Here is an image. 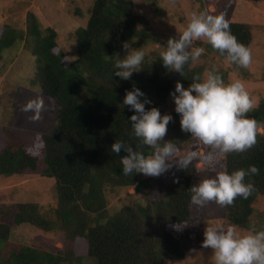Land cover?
Wrapping results in <instances>:
<instances>
[{
  "label": "trees",
  "instance_id": "obj_1",
  "mask_svg": "<svg viewBox=\"0 0 264 264\" xmlns=\"http://www.w3.org/2000/svg\"><path fill=\"white\" fill-rule=\"evenodd\" d=\"M146 2L154 5L157 0ZM134 11L130 0H95L86 26L76 32L77 58L69 66L62 57L56 30L42 28L34 13L27 14L21 36L26 41L25 50L38 65L31 84L39 86L42 94L56 103V128L49 134H35L31 144L5 129L0 132V177L21 176L42 166L43 176L55 180L57 206L43 212L36 203L0 205V245L10 240L7 221L12 215L17 225L61 233L63 243L59 250L23 246L0 264H85L86 260L94 264H165L183 260L186 253L182 243L191 238L190 188L205 170L214 172L213 166L229 174L247 170L250 165L259 168V175L245 178V183H253L256 191L248 199L238 197L233 205L226 206L223 224V229L229 225L242 231L250 229L254 206L264 197V134H258L256 145L241 153L219 154L200 143L208 155L195 151L197 158L187 169L177 165L166 173L164 191L158 198L149 196L160 177H145L135 171L123 174L121 157L126 153L111 151L116 140L145 156L154 151L133 134L130 117L136 113L123 106L126 91L139 88L147 98L156 100L154 105H146V110L159 109L175 91L177 82L190 86L194 76L204 74L190 61L182 76L166 69L157 58L144 59L139 72L128 80L115 76V56L123 53L125 42L154 41L139 28ZM228 22L238 42L250 47L254 39L251 25ZM11 33L9 26L0 27V60L14 43ZM193 47L205 49L201 57L225 59L208 43L195 41ZM220 75L225 81L228 73ZM247 117L264 125V100ZM174 144L178 152L183 151L179 142ZM128 188L149 197L148 201L123 205L110 213L106 190Z\"/></svg>",
  "mask_w": 264,
  "mask_h": 264
},
{
  "label": "rangeland",
  "instance_id": "obj_2",
  "mask_svg": "<svg viewBox=\"0 0 264 264\" xmlns=\"http://www.w3.org/2000/svg\"><path fill=\"white\" fill-rule=\"evenodd\" d=\"M95 0H0V27L9 26L14 37L13 45L4 51L0 60V132L4 129L10 134H17L27 144H31L35 134H49L56 128L57 105L45 97L39 86H33L31 80L37 71L36 58L25 50L26 41L22 40L27 14L34 13L41 27L53 28L58 33L61 54L67 66L74 64L76 55V32L85 27L89 19V10ZM134 6V14L138 18L139 28L146 30L154 39L153 42L142 43L135 40L131 47L145 53L144 59L153 61L161 58L170 38H177L186 27L193 12H207L210 15L223 13L230 22L251 25L253 43L249 47L253 62L250 68H242L227 62L226 59H214L212 56L200 57L193 63L204 72L212 70L228 73L225 83L241 80L250 96L254 98L256 107L264 100V2L252 4L244 0H157L152 5L146 0H130ZM207 44L204 40H198ZM195 42V41H194ZM193 42V43H194ZM126 50L119 55L123 59ZM187 89L189 86H183ZM43 101L39 120H33L34 111L24 112L22 109L31 100ZM148 106L156 103L155 99ZM144 98H141L143 102ZM255 107V108H256ZM161 115L169 114L173 121L168 125L165 141L179 142L183 151L176 152L168 161L172 167L160 175L154 185L150 198H158L164 191L165 175L177 165V161L189 153L199 151L203 155L208 152L200 142L191 137L190 133L181 130L180 116L175 112V104L171 96L166 103L159 105ZM215 172L205 170L198 176L200 180L210 178ZM145 177H149L146 176ZM158 179V178H157ZM55 180L43 176V167L32 172L26 171L21 176L0 177V205L9 206L15 203H36L43 212H50L57 206L54 194ZM106 196L110 213H114L123 205L147 202L149 197L135 194L132 188L107 189ZM226 206L221 207L215 202L200 207L193 205L189 232L191 238L182 243L186 257L179 261H165V264H214L211 249L202 247L204 232L207 226L223 229ZM250 229L238 230L241 235L255 229L264 230V197H260L254 206ZM7 224L11 227L8 242L0 245V260H5L12 252L23 246L36 247L44 250L62 248L61 233L45 232L29 224L17 225L13 215ZM194 250V251H193ZM85 264H94L86 260Z\"/></svg>",
  "mask_w": 264,
  "mask_h": 264
},
{
  "label": "clouds",
  "instance_id": "obj_3",
  "mask_svg": "<svg viewBox=\"0 0 264 264\" xmlns=\"http://www.w3.org/2000/svg\"><path fill=\"white\" fill-rule=\"evenodd\" d=\"M198 40L210 44L225 56L227 62L245 69L252 65L251 49L238 42L223 13L210 15L207 12H193L178 39L170 38L164 47L161 53L163 66L183 76L184 66L190 61L197 62L205 51L203 47H193V42ZM123 48L127 55L120 59L116 54L114 67L118 71L114 75L128 80L134 72H139L145 53L142 48L134 49L127 42ZM170 96L175 104V112L180 116L181 130L190 133L192 138L209 146L215 153L247 151L256 145L258 134H264V125L247 117L256 103L245 83L239 79L225 83L215 67L206 70L203 77L194 76L187 89L177 82ZM141 97H144L143 102ZM151 103L139 88L126 91L123 106L136 113L130 117L133 134L142 145L154 151L145 156L143 152L116 140L111 145V151L118 155L122 151L126 153L121 157L124 175L135 171L137 174L159 177L172 167L168 161L178 149L173 142L164 138L173 117L161 115L156 107L146 110L145 106ZM42 108L43 101L37 99L29 101L22 111H34L32 119L39 120ZM196 158L197 153L191 152L177 161L178 167L187 169ZM208 159L211 161L213 156L210 155ZM213 171L214 176L200 180L190 188L193 205L203 207L215 202L221 207L231 206L238 197L248 199L256 191L253 183H245L247 176L259 175L260 170L255 165L231 174L216 171L214 166ZM202 247L211 249L214 264H264V230L253 229L241 235L235 225H229L226 229L207 226Z\"/></svg>",
  "mask_w": 264,
  "mask_h": 264
}]
</instances>
